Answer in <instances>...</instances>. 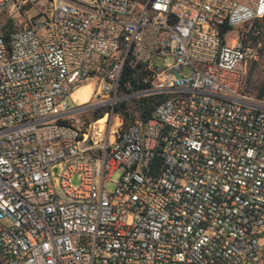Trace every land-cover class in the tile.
Here are the masks:
<instances>
[{"label": "built area", "instance_id": "built-area-1", "mask_svg": "<svg viewBox=\"0 0 264 264\" xmlns=\"http://www.w3.org/2000/svg\"><path fill=\"white\" fill-rule=\"evenodd\" d=\"M263 20L264 0H0V264H264V89H243ZM136 64L148 87L119 92Z\"/></svg>", "mask_w": 264, "mask_h": 264}, {"label": "trees", "instance_id": "trees-1", "mask_svg": "<svg viewBox=\"0 0 264 264\" xmlns=\"http://www.w3.org/2000/svg\"><path fill=\"white\" fill-rule=\"evenodd\" d=\"M228 29L223 28L221 33ZM260 30L264 37V20L262 22L256 21L251 29L252 32ZM148 72L145 70V65L136 64L132 67L125 66L121 72L119 82V92L134 93L148 87V83H144L143 79L147 77ZM250 82V80H249ZM264 89V84L258 89L256 96H261ZM245 92H249L247 89ZM159 98L148 97L142 98L138 102H125L116 106L114 112L120 115L124 121V127H127L134 120L146 121L150 119L152 111L158 104Z\"/></svg>", "mask_w": 264, "mask_h": 264}, {"label": "rangeland", "instance_id": "rangeland-1", "mask_svg": "<svg viewBox=\"0 0 264 264\" xmlns=\"http://www.w3.org/2000/svg\"><path fill=\"white\" fill-rule=\"evenodd\" d=\"M37 13H38V8L36 5L33 6L31 9L26 10L27 16L30 17L36 15ZM169 62L170 60L168 59L167 63ZM153 64L159 66L161 65V60L156 58L154 59ZM184 73L185 74L188 73V70H184ZM97 84H98L97 80L93 77H90L85 82L80 84L78 87L74 88L66 97V104L68 110L81 108L91 104L93 100V94L97 88ZM263 84H264V52L260 62H258L257 64H252L248 67L246 71V76L244 78L243 89L244 90L247 89L249 91L248 93L251 95H256L259 87ZM112 128L113 129L118 128L117 120L113 122ZM119 176L120 173L118 171L112 175L111 177L112 183H108L106 185V189L108 191H112L114 189L115 186L114 183L118 180ZM53 180H54V184H57V178L55 175L53 177ZM79 182H80L79 176L72 177L71 185L73 187H78ZM2 224L6 227H9L11 225L9 220L3 221Z\"/></svg>", "mask_w": 264, "mask_h": 264}]
</instances>
